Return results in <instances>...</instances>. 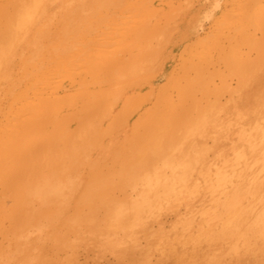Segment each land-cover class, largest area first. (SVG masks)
Segmentation results:
<instances>
[{
  "label": "bare ground",
  "instance_id": "6f19581e",
  "mask_svg": "<svg viewBox=\"0 0 264 264\" xmlns=\"http://www.w3.org/2000/svg\"><path fill=\"white\" fill-rule=\"evenodd\" d=\"M249 1L257 0H223L216 14L217 20L213 19L216 20L215 27L228 20L236 6ZM119 7V0H0V234L11 236L6 249H28L32 236L22 233L21 226L27 222L24 211L29 203H35L37 210H41V216L36 215L38 222L42 220L43 212L52 223L56 221L61 225L69 223L67 215L71 211L74 223L83 207L100 208L106 218L111 217L114 221L118 220V211L121 223L130 218L135 225L136 208H164L176 213L175 222L180 229L188 230L192 224H200L207 233L211 231L210 234L214 224L222 221L234 224L244 221L249 214L257 216L253 220L256 225L264 223V98L255 103L246 102L245 112L240 113L235 108L232 124L225 132L227 145L217 148L214 157L186 156L191 138L210 133V126L218 123L226 112L230 114L235 104L232 99H227L221 105L222 109L227 106L226 110L218 109L213 116L205 111L206 107L198 106L196 95L202 91L213 96L224 89L229 93L230 85L219 76L224 72L220 71L222 66L200 71L202 69L191 59L182 65L179 61L174 63L171 50L164 47V34L155 46L156 65L151 70L150 81L125 85L109 94H98V100L95 99L96 102L107 100L112 107H122L128 98L151 96L154 99V92L165 91L166 94L156 102L158 104L153 105L150 101L142 104L143 112H149L153 105L159 110L158 115L146 117L139 124L143 129H137V124L127 122L131 110L119 109L125 112L114 117L113 122L119 123L120 130H127V134L126 143L123 138L118 143H111L113 147L121 144L116 150L113 147V150L101 149L100 146L99 153L91 154L89 143L110 144L105 141L107 138H90L84 132L85 124L82 127L78 124V132L75 131L78 135L72 136L71 96L75 84L72 80V48L76 46L73 37L77 33L80 37L86 34L87 28L99 20L91 19L94 13L99 17V14H110ZM259 29L264 36V23ZM248 31L228 35L222 43V48L231 54L229 62L234 60L235 65L249 63L248 54L242 52L243 49L251 50L248 41L254 37L249 36ZM202 43L199 40L193 46L184 45L182 53L188 50L187 53L192 54ZM83 45V41L78 42L77 51ZM149 47L143 40L142 53L148 52ZM211 76L218 78V84H214ZM161 77L156 89L152 88V82ZM81 82L80 79L77 84ZM260 82L258 80L256 84L257 89ZM262 87L264 89V83ZM84 90L82 86L79 92ZM174 97L183 100L182 110L174 107ZM77 103L76 114H82L91 106H87L85 100ZM79 114L76 115L78 121L81 120ZM166 114L172 122L178 121L182 125V129L178 128L177 144H171L175 149L179 148V154L171 152L173 149L168 141L171 132L164 131L165 127H170L165 122ZM152 118L159 121H151ZM107 119L104 117L103 121ZM177 127L179 124L170 129ZM156 135L164 144L167 142L168 148L160 146ZM223 139L224 135L218 137L221 142ZM129 143L134 144L131 151L132 144ZM122 145L130 151L129 156L122 157L126 152ZM87 151L90 154H85ZM169 152L175 156H169ZM29 165L35 166V176L31 180L30 177L23 179L21 175ZM137 186L138 198L135 200L120 202L110 197L114 188L135 190ZM130 208L129 213L123 212ZM181 208L183 215H180ZM42 225L48 233L49 224L43 222ZM258 229L257 236L264 240V229L260 226ZM38 232V229L34 232L36 239L42 234L40 231L38 235ZM102 241L110 248L118 247L114 239L102 237ZM31 247L39 249L36 245ZM255 253L250 258L252 264H264V255L259 258L258 252ZM2 264L16 262L8 258Z\"/></svg>",
  "mask_w": 264,
  "mask_h": 264
},
{
  "label": "rangeland",
  "instance_id": "374dc122",
  "mask_svg": "<svg viewBox=\"0 0 264 264\" xmlns=\"http://www.w3.org/2000/svg\"><path fill=\"white\" fill-rule=\"evenodd\" d=\"M208 1L201 0L196 3L191 0H119L118 10L107 15L99 14V17H96L98 13L93 12L95 15L91 19L95 17L99 20L87 28L86 34L80 37L77 33L73 37L76 46L72 48V80L75 82L71 96L72 122L75 128V130L72 128L74 133L72 136L77 137L78 133L75 131L78 132V124L81 127L85 124L84 132H87L90 138L93 139L94 136L107 138L105 141L110 144L89 143L91 154L99 153L102 148L116 150L121 144L113 147L111 143H118V140L122 138L123 142L126 141L127 133L125 132L127 130L121 131L120 124L113 122L114 117L131 110L128 124H137V129H143L139 124H142L146 117L158 115L159 110H155L153 105L159 103L156 102L166 94L165 91L159 94L154 92V99L151 96L128 98L122 107H112L107 100L96 102L95 99L98 100V94H109L125 85L150 81V76L153 75V73L151 75V70L156 65L154 62L155 46L163 34L166 38L164 47L166 50H171V59L174 63L179 61L182 65L191 59L202 69L200 71H211L213 68L222 66L220 71L224 72L219 73V76L225 78L230 85L229 93L227 89H224V91L219 90L217 96H213L202 91L203 93L196 95L195 103H198V106L206 107L205 111L213 116L218 109L226 110L227 106L222 109L221 105L227 99H232L235 104L230 114L226 112L218 123L210 126V133H200L191 138L187 145L186 156L214 157L217 148L227 145L225 132L232 124L233 112L237 108L240 113L245 112L246 102L255 103L264 98L262 87L264 83V36L259 29L260 24L264 23V0L240 3L236 6L238 9L235 7L233 15L217 27H215L216 14L223 0H214L215 8L210 10L214 15L206 18L203 5L205 6ZM75 11L77 16L78 13ZM242 17V22H240ZM215 18L216 20H213ZM189 29L190 31H187ZM241 30L243 32L249 30V36L254 37L252 41H248L251 42L249 44L251 50H242L250 58L249 63L244 66L235 65L234 60L229 62L231 54L222 48V43L228 35ZM143 40H146L150 46L149 53L146 50L142 53ZM199 40L203 41L200 48L192 54H188V50L182 53L184 45L193 46V43ZM80 41H83L84 45L77 51ZM164 74L163 72L160 76L163 77ZM162 77L152 82V88L156 89ZM211 77L214 84H218V78ZM80 79L82 82L79 86L77 82ZM115 80L116 85L113 84ZM258 80L261 82L260 88L257 89ZM78 86L79 89L83 86L85 90L79 92ZM82 100L87 101V106L90 104L91 106L82 114L78 113L81 117L78 121L76 113L79 104L77 102ZM146 101L153 104L149 112H143L144 105L142 104ZM173 103L175 108L180 110L184 108V102L181 99L174 97ZM185 108L188 106L185 105ZM119 109L125 111L122 112ZM165 116L167 118L165 122L170 127H165L164 131L171 132V140H168L170 148L173 149L171 152L179 154V148L175 149V145L171 144H177L180 135L178 128L182 129L181 122H172L167 114ZM184 116L187 117L185 109ZM104 117L108 118L107 121H103ZM133 120L134 123H132ZM152 120L159 121L158 118H152ZM152 123L156 124V122ZM176 124H179V127L170 129L171 126L176 127ZM223 135L224 142H221L218 137ZM156 136L158 137L156 140H159L160 136ZM215 139L220 142L217 143ZM159 141L162 148H168L167 142L166 145L163 141ZM129 144H132L131 151L134 144ZM100 146H102L101 149ZM122 147L124 149L126 145ZM75 148L77 150L78 146ZM90 152L87 151L85 154H90ZM129 152L126 151L122 157L129 156ZM171 152L168 153L169 156H175ZM34 169V165H29L26 170L24 169L21 175L23 179L30 177L31 180L35 176ZM138 189L139 186L135 190L128 187L123 189L117 187L110 193V197L120 202L123 199L135 200L138 198L136 193ZM9 204L11 203L8 201L7 205ZM40 211V209L37 210L35 203H29L25 207L24 214H26L27 222L21 226V230L22 233L32 236V240L27 244V250L4 248L8 245L6 242L11 236L3 237V234H0V248L2 247L0 264L8 258L16 264H209L212 261L216 264H252L253 259H250L252 254L258 252L259 258L264 255V240L256 234L259 226L264 229V223L256 225L253 220L257 216L250 214L245 216L244 221H237L234 224L218 222L213 225L211 228L213 233L210 234L211 231L207 233V230L200 224H192L188 230L180 229L175 222L176 213L173 210L159 207L136 208V225L130 218L125 223H121L119 218L121 215L118 211H116L118 220H111V217L106 218L102 209L96 207L81 208L79 217L74 219V223V215L72 211L69 212L67 215L69 223L65 225L56 221L52 223L49 216L43 212L42 220L38 222L36 215L41 216ZM47 211L50 212V210ZM128 211L130 212L131 208L123 210L124 213ZM116 214L114 216H117ZM183 214L184 210L181 208L180 215ZM43 222L50 226L51 230L49 229L48 233L42 225ZM36 229L39 230L38 235L40 231L42 232L39 239L35 238ZM102 237L114 239L118 247L105 246ZM32 245L39 246V249L32 248ZM35 250L38 251L34 253Z\"/></svg>",
  "mask_w": 264,
  "mask_h": 264
},
{
  "label": "crops",
  "instance_id": "0c3cea01",
  "mask_svg": "<svg viewBox=\"0 0 264 264\" xmlns=\"http://www.w3.org/2000/svg\"><path fill=\"white\" fill-rule=\"evenodd\" d=\"M192 1H194V2H196V3H199V2H201V0H192ZM203 7H204V15H205V17L207 18V17H211V16H213L214 15V13H211L210 12V10H213L214 8H215V2H214V0H209L207 3H206V5L204 6L203 5ZM196 30V29H195Z\"/></svg>",
  "mask_w": 264,
  "mask_h": 264
}]
</instances>
